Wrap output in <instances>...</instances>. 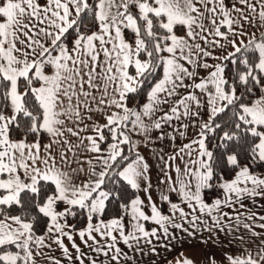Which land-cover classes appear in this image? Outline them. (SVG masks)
<instances>
[{
    "label": "snow or ice",
    "instance_id": "obj_1",
    "mask_svg": "<svg viewBox=\"0 0 264 264\" xmlns=\"http://www.w3.org/2000/svg\"><path fill=\"white\" fill-rule=\"evenodd\" d=\"M248 28L261 30L259 36ZM262 29L264 0H0V264H37L36 256L53 243L71 264L64 238L79 264H97L74 235L115 264L130 259L120 241L129 248L135 242L141 251V239H176L170 227L189 236L200 225L210 232L243 228L261 237L256 228L264 230V222L257 223L264 215L236 208L264 199V176L253 171L264 166ZM190 124L195 138L171 155L157 154L160 184L167 185L160 199L170 206L164 214L150 194V164L139 148L155 143L153 131L156 140L185 137ZM165 125L176 135L162 131ZM237 149H246L247 164ZM218 168L234 175L225 179ZM126 187L143 190L147 205L136 195L119 203L121 215L104 220L108 204L120 202ZM217 188L222 195L209 203L206 195ZM81 213L87 223L77 230L69 219ZM41 216L46 227L38 235L34 224ZM144 222L158 228L146 230ZM236 239L247 243L243 235ZM226 259L264 264V241L255 252ZM177 264L195 261L185 257ZM209 264H216L213 257Z\"/></svg>",
    "mask_w": 264,
    "mask_h": 264
},
{
    "label": "crops",
    "instance_id": "obj_2",
    "mask_svg": "<svg viewBox=\"0 0 264 264\" xmlns=\"http://www.w3.org/2000/svg\"><path fill=\"white\" fill-rule=\"evenodd\" d=\"M248 31L250 33L256 32L257 36H259V32L261 30H258L256 28H248ZM216 54L219 55L220 50H216ZM208 62L216 63V61H213L211 59H209ZM207 71L208 70L201 69V76L206 75ZM206 118L207 117L205 115V119ZM94 119H98L101 123H103V120L100 117H94ZM184 123H188V121L185 120ZM174 124L179 127V122H174ZM162 131L166 133H172V135H176V133L173 132V129L168 125H165ZM196 131L197 129L192 127L190 124L189 128L187 129L186 136L180 137L179 135H176L175 141H172L168 137H166L164 140H156L159 132L153 131L151 133V136L155 143L150 144L147 147L143 146L142 144L139 148L141 154L144 155V157L150 164L149 175L152 182V187L151 189H149L150 194L152 196V199L157 203V206L164 214H169L170 206L160 199L161 193L167 192V185L160 184V179L162 178L160 168L163 167V164L157 160V154L171 155L175 148L182 146L183 143H187L189 140L195 138ZM136 139L141 138L136 137ZM176 163L181 164L182 166V162L179 159H177ZM260 176H264V172L261 173ZM143 187L144 185L142 184V189ZM137 193L141 197V199L145 201V205H147L148 200L145 192L143 190H140ZM171 199L173 202H178L179 197L176 194H171ZM243 203L245 205V209H240L237 205L236 211L243 212L245 213V215H247V212L249 211L258 213L259 215H264V199L257 198L255 202L246 199L243 201ZM144 210L146 212L149 211L147 207H145ZM185 210L187 211L188 209L185 207ZM222 211L229 212L230 215L234 214L233 209L230 208H223ZM196 214L198 216L201 215L199 212H197ZM202 219L207 220L209 224L212 223L211 219L206 214L202 216ZM225 219L227 220L228 218ZM176 222L179 223L181 221L177 219ZM261 222L264 221H257V223ZM232 223H235V221H232ZM144 224L146 230L149 231L153 228H158V226L152 222H144ZM184 226L185 228H189L190 231H193L189 224L185 223ZM203 229L204 226L200 225V230L195 231L194 236H189L185 232L170 227L169 230L171 233H173V235L176 236V239H172V237H168L167 239H165L161 235V238L159 240L153 238L151 244H148L144 239H141L138 245L141 251H137V245L135 244V242L130 241V243H133V247L129 248L122 241H120L118 243V247L121 248L123 253L127 254V257H130V259L122 258L120 264H177V259H181L186 255L187 258H198L199 260H193L195 261V264H209V257H213L216 261V264H228V261L226 259L227 255H244L246 249L255 252L256 249L261 245V241H264V230L258 227L256 228V231L262 233L261 237L259 238L251 237L250 234L247 233L243 228H241L238 232L232 233H229L227 229H225L224 232H220L218 230L210 232ZM126 231H131L130 216L129 227L128 229H126ZM239 235H243L247 243L242 244L238 239H236V237ZM74 240L75 243L80 246L82 252L87 253L88 256H91L93 259L97 260V264H115L114 261H110L103 255H98L90 251V249L82 243L78 235H74ZM97 240H100L102 244L105 243V241L99 236H97ZM201 241L207 242L202 243ZM48 242L51 243V241ZM89 243L91 244L92 242L89 241ZM64 244L68 246L73 256L71 264H79V262L75 259L77 253L75 249L72 248V242H70L67 238H64ZM161 245H167V247H162ZM153 247H155L156 253L158 254H154L151 251ZM42 253V255L36 256L37 264H51V261L48 259V257H54L62 261V264H70V262L65 258L62 250L54 243L52 244L51 249L44 248L42 250ZM84 264H89L87 259H85Z\"/></svg>",
    "mask_w": 264,
    "mask_h": 264
},
{
    "label": "trees",
    "instance_id": "obj_3",
    "mask_svg": "<svg viewBox=\"0 0 264 264\" xmlns=\"http://www.w3.org/2000/svg\"><path fill=\"white\" fill-rule=\"evenodd\" d=\"M41 2H43V0H41ZM89 27H91V25H89ZM93 30H95V29L93 28ZM126 37L129 40H132L134 38L133 34L130 33V32H126ZM72 38L73 37H69V41ZM225 74L228 77L232 76V74H233V66L231 64L228 65V68L226 69V73ZM257 94H259V93L257 92ZM136 100H140L141 102H143L142 97H140V96L136 97ZM134 102H135V100L131 101L130 102V106H131V103H134ZM218 122H220L219 119H218ZM14 136L18 137L19 133L18 132H14ZM29 139L31 140V139H34V138L30 137ZM47 140H48L47 136H44L42 138V141H41L42 145L44 143H46ZM215 143H216L215 140H211V143H210L209 146L211 147ZM217 151H219V150H217ZM237 151L240 153V158H241L242 164H247L248 163V159H247V151H246V149L245 150L237 149ZM217 171L219 173H221L224 176L225 179H230L232 177V175H234V173H232L229 169H225V168H218ZM253 171L257 175H260L261 173L264 172V166L256 165L255 167H253ZM136 195H138L136 190H133L130 187H126L120 202L112 201V202H110L108 204V206L106 208V211H105V214L103 216V219L107 221V220H109V219H111L113 217L121 215L122 211H121V209L119 207V203H127L131 199H134ZM219 195H222V190L217 188L214 191H209V193L206 195L205 199L209 203H211L210 197H215V196H219ZM12 214H20V213H19V211L16 208H13L12 209ZM33 215H35V213H33ZM69 223L72 224V225H75L77 230H79V229H82V228H84L86 226L87 220H86V217L84 216V214L81 213V214H78L77 217L74 218V219L70 218L69 219ZM124 224H125V228L128 229V227H129V215H125L124 216ZM45 227H46V218H43L42 216L38 217L37 218V222L34 224V231L38 235H42L44 233V231H45Z\"/></svg>",
    "mask_w": 264,
    "mask_h": 264
},
{
    "label": "rangeland",
    "instance_id": "obj_4",
    "mask_svg": "<svg viewBox=\"0 0 264 264\" xmlns=\"http://www.w3.org/2000/svg\"><path fill=\"white\" fill-rule=\"evenodd\" d=\"M185 257H187V255H186ZM185 257H183V258H181V259H177V260H183ZM189 258H190V257H189ZM190 259H192V260H199L198 258H195V257H191Z\"/></svg>",
    "mask_w": 264,
    "mask_h": 264
}]
</instances>
